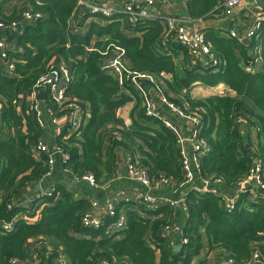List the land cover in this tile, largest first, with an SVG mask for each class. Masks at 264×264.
Returning a JSON list of instances; mask_svg holds the SVG:
<instances>
[{
	"label": "trees",
	"instance_id": "16d2710c",
	"mask_svg": "<svg viewBox=\"0 0 264 264\" xmlns=\"http://www.w3.org/2000/svg\"><path fill=\"white\" fill-rule=\"evenodd\" d=\"M25 3L32 14H41L42 18L23 27L17 39L23 54L9 51V59L15 64L11 74L0 60V224L16 220L12 233L0 234V264H10L12 259L26 264H58L57 252L47 254L43 245L32 248L33 239L60 249L69 264H99L102 259L110 264H193L205 247L207 256L215 257L214 264H220L224 257H231L235 264H252L256 250L264 264V202H252L247 194H241L235 209L228 212L222 199L190 189L185 196L187 214L183 216L179 244L174 243V235L162 237L166 228L176 225L177 209L170 205L152 210L139 203L120 206L126 226L113 237H108L104 229L83 228L92 203L77 198L73 190L61 184L53 186L50 196L36 199L29 209L13 206L26 188L50 179L44 177L49 171V157L34 153L44 129L29 111L24 94L61 63L71 76L66 101L80 105L85 112L81 128L69 134L67 126V132L56 140L69 158L63 164L65 170L79 180L91 174L97 185L103 186L116 178V153L122 149L133 167L147 169L151 178L167 177L177 188L184 183L174 132L161 120L145 115L143 98L136 87L129 83L120 87L114 75L103 72L104 60L114 53V47L125 52L132 71L157 78L171 102L200 114L204 125L200 139L205 147L200 176L222 179V189L233 195L254 159L264 162V24L247 43L223 31L207 32L219 58L215 71L199 64L186 48L173 41L172 35L166 36L162 21L133 25L126 17H93L106 24L92 22L88 32L80 35L74 33L71 20L75 18L80 28L92 17L74 16L77 0ZM219 5L220 0H189L187 8L191 18L199 20L220 14ZM2 17L5 25L20 20L17 13ZM126 31L138 36L126 37ZM254 47L261 49L262 72L250 76L243 65ZM180 56L186 63L182 68ZM196 84L211 88L224 84L231 93L192 99ZM132 101V126H127L118 114ZM48 102L55 116L65 114L63 107ZM241 119L258 127L255 144ZM20 213L38 216V221L18 220ZM182 240L187 242L181 244ZM176 246L182 249L176 251ZM32 253L38 258H32ZM196 264H208L207 257Z\"/></svg>",
	"mask_w": 264,
	"mask_h": 264
},
{
	"label": "built area",
	"instance_id": "2783aa9c",
	"mask_svg": "<svg viewBox=\"0 0 264 264\" xmlns=\"http://www.w3.org/2000/svg\"><path fill=\"white\" fill-rule=\"evenodd\" d=\"M3 1L4 0H0V4ZM242 2L243 0H224L222 4L224 14L227 16H233L235 11L241 7ZM75 11L76 13L74 16L80 17L81 19L89 16L104 18L119 16L126 17L127 21L133 25L144 23L146 21H162L167 27L166 36L172 35L173 41L186 48L199 64L206 68H214L215 71L217 70L216 67L219 65L218 55L213 51L206 31L202 29L191 31L189 24L192 21L188 19L159 16V14L151 11L150 7L141 0H77V9ZM252 15L254 18L253 23L245 32L240 33L238 31H230L227 34H229L231 38L237 39L240 43L249 42V40L254 38L256 33L262 29L264 24V12H252ZM41 18V14H32L31 12H26L24 14V19L27 22L36 21ZM12 24L15 25L16 23ZM4 27H6L5 23L0 21V29H3ZM10 50L11 49L0 40V60L6 64V71H8L9 74L13 72L15 66L14 61H10L9 59ZM16 52L23 54V50L19 47H17ZM104 55L107 56L106 53H104ZM248 57L249 59L243 65L244 72L250 76L260 74L262 72L260 47L251 48L248 52ZM102 70L105 73L114 75L117 78L120 87H123L127 83L136 87L142 95L145 115L147 117L161 120L165 127L174 131V125L166 119L161 112L154 108V103L146 91V89L150 87V89L157 93L160 104L182 119L192 131L193 138L188 147L185 144L183 137H177L178 153L182 160L181 168L184 175V183L181 187L192 186L194 181H200V186H194L192 189L198 193H210L222 199V201L225 202L228 212H232L235 209L236 202L241 194H247L252 202H264V162L261 159H254L247 177L238 182L236 191L233 195H228L222 189L224 185L222 179H203L200 176L202 160L205 152V147L200 139L204 125L201 116L197 111H189L186 108H181L177 104L171 102L165 95L163 88L158 84L157 78L153 75L132 71L129 68L125 52L118 47H114V53L104 60ZM70 79L71 76L67 67L62 63L57 64L54 65L47 74L41 76L35 85L28 90V109L35 115L40 128L45 129L46 116H48L53 123H56V116L52 106L45 105L42 107V101L39 98V95L42 92L46 94V101H49L48 103L53 104V106L63 107V110L65 111L64 115L66 116L69 126V132L74 133L83 126L82 121L85 117L83 107L78 104L68 103L65 98V91ZM214 88L216 95H227L228 93H231L224 84H219ZM241 122L245 125L249 134L255 137L258 132V127H252L247 120L241 119ZM34 153L37 157H39L41 153H44L49 157V171L45 174V179L51 177L56 157L60 158L62 164L66 163L69 159L68 155L63 153L57 145L50 149L43 142V139L39 140L36 149H34ZM129 177L146 189L145 193H137L136 203L143 204L151 210L157 209L162 205L176 207L179 204L187 213L185 196L179 201L169 200L163 203L155 194H151L153 190L161 186L168 187L169 189H177L171 179L163 176L156 179L151 178L147 169L133 167L131 159L129 164ZM82 180L88 182L93 188L98 187L95 177L91 174L85 175L82 177ZM53 189L54 188L50 189L48 192H44L39 198H42L45 195L50 196L53 193ZM121 200V196L107 200L106 210L103 217H94L92 216L91 211V213L87 214L83 219V228L92 230L104 229L108 237H113L117 232L123 231L126 226V215L119 207L127 204L129 199L125 196L124 201ZM94 206H96V204L92 203V207ZM15 221L16 220L1 223L0 234L12 233L15 229ZM178 233L180 234L181 231L176 227L166 228L163 231L162 237L165 238L167 235H177ZM186 242V240H182L181 244H185ZM42 245L46 248L47 254L57 252L56 261L58 264H69L68 258L60 249L57 250L43 242H38V245H35L34 247L37 248ZM31 257L36 259L38 258V254L32 253ZM10 264L26 263L18 259H12ZM99 264H110V262L107 259H102L99 261ZM220 264H235V261L231 257H224ZM252 264H262L261 255L258 250L253 254Z\"/></svg>",
	"mask_w": 264,
	"mask_h": 264
},
{
	"label": "crops",
	"instance_id": "0c3cea01",
	"mask_svg": "<svg viewBox=\"0 0 264 264\" xmlns=\"http://www.w3.org/2000/svg\"><path fill=\"white\" fill-rule=\"evenodd\" d=\"M106 1V0H104ZM145 4L150 7V10L159 14V16H169L176 18H183L192 21L189 24V28L191 31L202 29L206 32L216 31L217 33L223 31L225 33H229L230 31H238L240 33L245 32L253 23V15L252 12L261 13L264 12L261 10L254 2V0H243L242 5L235 11L233 16H227L224 14L222 9V4L224 0H220V5L218 8H221L222 11L220 14L206 17V19H192L187 8V3L189 0H141ZM26 0H5L0 4V21L3 18L2 16L10 17L13 13H17L20 16V20L16 21L15 25L10 24L6 25L3 29H0V40H2L7 47L11 50L17 49V39L22 34L24 14L26 12H30L29 6L25 3ZM92 22L99 23L101 25H105L100 18H89L86 21V24L80 28H77L75 18L71 20V25L73 27L74 33H78L80 35H85L89 30V25ZM28 23V22H27ZM126 37H135L138 36L134 32H125ZM96 41V39H94ZM178 63L182 68L184 59L182 56L179 57ZM150 99L154 103V108L161 112L163 116L168 119L174 125V134L176 137H183L185 140V144L187 147L190 145L191 140L193 138L192 131L187 127V125L177 117L173 112L168 111L164 106H162L159 102L157 93L150 89H146ZM216 91L214 87H203L200 84H196L193 86L191 90V98H208L211 96H215ZM131 98L133 96L128 94ZM24 99L27 101V93L24 94ZM42 107L46 105V99H42ZM250 106L253 107L251 102H247ZM135 101L128 103L124 108L119 111V116L125 121L127 126H132V121L130 118V113L134 109ZM2 105L0 103V119H1ZM125 113V114H123ZM89 119V111L86 110V122ZM46 127L43 131L44 137L43 142L50 148H54L56 145V140L60 135L64 132H67V119L64 114H59L56 116V123H53L51 119L46 116L45 117ZM72 134V132H69ZM251 136V141L255 144V137ZM0 138V143H1ZM190 150V148H189ZM130 157L128 153L122 149H119L116 153V178L104 184L103 186H98L97 188H93L89 185L88 182L79 180L73 176V174L63 168V164L60 162V158H55V163L52 171V175L50 179L45 180L44 182H40L38 184L32 185L26 188L22 194L17 198V200L13 203L15 208H24L29 209L35 203L36 199L39 198L41 194L44 192H48L53 188L54 185H64L66 188H69L75 192V195L79 199H85L90 201L91 203H95L96 206L92 207V216L94 217H103L106 210V202L110 198L121 196L124 201L125 196L129 199V202L125 204V206L132 205L136 203V195L137 193H145L146 189L139 185L136 181L129 177V164ZM194 186H200V181H194L192 186L179 187L177 189H169L168 187L161 186L156 188L151 192V194H155L160 201L165 203L166 201H179L182 197L186 196L187 192L192 189ZM124 203V202H122ZM177 209L176 216V225L175 227L178 229L183 228V216L187 213L184 211L181 205H177L175 207ZM38 216H27L26 214L20 213L18 220H24L27 222H37ZM204 241L206 239L204 237ZM174 243L179 244V238L174 234ZM31 247L33 248L35 245H38V240L33 239L30 242ZM206 246V244H205ZM208 249L205 247V252L201 254L198 260L205 259L207 257L208 264H214L215 257L213 255L207 256ZM157 255V263H159V255ZM198 260L193 263L196 264ZM31 264L32 262H28ZM36 264V263H33Z\"/></svg>",
	"mask_w": 264,
	"mask_h": 264
},
{
	"label": "water",
	"instance_id": "95a60500",
	"mask_svg": "<svg viewBox=\"0 0 264 264\" xmlns=\"http://www.w3.org/2000/svg\"><path fill=\"white\" fill-rule=\"evenodd\" d=\"M254 2H255V4L261 9V10H263L264 11V0H254ZM27 25V21H23V23H22V26L23 27H25ZM149 88V87H148ZM39 98L41 99H46V94L44 93V92H42V93H40V95H39ZM185 218V217H184ZM178 238H179V236H180V234L178 233L177 235H176ZM182 249V246H176L175 247V250L176 251H180Z\"/></svg>",
	"mask_w": 264,
	"mask_h": 264
},
{
	"label": "rangeland",
	"instance_id": "374dc122",
	"mask_svg": "<svg viewBox=\"0 0 264 264\" xmlns=\"http://www.w3.org/2000/svg\"><path fill=\"white\" fill-rule=\"evenodd\" d=\"M204 87V86H203ZM198 99H204V98H198ZM123 114H125V113H123Z\"/></svg>",
	"mask_w": 264,
	"mask_h": 264
}]
</instances>
